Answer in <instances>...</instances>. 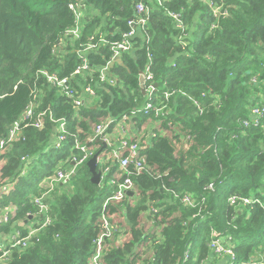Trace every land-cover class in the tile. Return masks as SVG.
<instances>
[{
	"label": "trees",
	"instance_id": "trees-1",
	"mask_svg": "<svg viewBox=\"0 0 264 264\" xmlns=\"http://www.w3.org/2000/svg\"><path fill=\"white\" fill-rule=\"evenodd\" d=\"M76 1L0 0V140L8 139L35 96L36 112L51 115L44 129L23 128L20 139L0 152V188L16 183L15 192L0 199V209L15 207L9 223H1L0 247L9 255L0 264H91L102 233L103 205L117 190L111 184L119 171L114 161L103 167L110 171L101 185L91 182L84 165L72 178L71 191L54 189L57 193L47 198L53 225L40 233L36 246L12 249L6 237L20 220L35 215L32 199L43 194L40 182L78 154L76 138L101 155L108 148L89 144L96 127L146 106L139 78L147 71L158 85L154 105L164 101L169 113L161 118L153 111L141 113L133 123L161 122L177 140L188 137L194 146L177 154L176 142L162 133L142 142L146 167L131 176L133 194L106 208L116 232L105 242L103 264H200L210 254L212 231L231 239L227 242L239 262L264 255V118L258 127L252 120L254 107L264 103V0H223L229 15L218 22L199 0H164L162 5L156 0H87L80 37L71 39L65 33L75 27L70 6ZM141 3L151 9L144 28L130 25L139 20ZM171 14L179 15L185 30ZM131 31V50L121 51V63L113 64V48ZM102 37L106 43L86 54L90 73L72 77L90 39ZM105 68L114 86L101 82ZM47 75L69 78L79 94L92 84L96 97L91 105L87 100L76 107ZM51 119H66L75 136L61 150L53 148ZM24 157L31 159L27 176L21 175ZM233 195L261 204L231 207ZM185 196L205 200L202 217L200 206L182 201ZM188 250L190 260L184 263Z\"/></svg>",
	"mask_w": 264,
	"mask_h": 264
},
{
	"label": "built area",
	"instance_id": "built-area-1",
	"mask_svg": "<svg viewBox=\"0 0 264 264\" xmlns=\"http://www.w3.org/2000/svg\"><path fill=\"white\" fill-rule=\"evenodd\" d=\"M160 5L164 2V0H156ZM201 3L207 5L211 11L213 12L214 17L217 19V22L221 18H226L229 13L225 8L223 0L220 1L219 4L215 2V0H199ZM87 0H77L70 6V9L74 12L75 15V27L68 30L65 33V37L71 39H78L82 30V16L87 11L86 6ZM137 14L140 16L137 22L130 21V25L132 26H141L145 27L147 21L149 20L151 9L146 7L144 4H139L136 8ZM171 16L175 19L177 23V27L179 29L185 30L184 24L179 19V15L171 14ZM215 25L212 26L214 29ZM135 31L129 32L124 36L123 43L115 46L113 50H115V59L113 60V64L119 58L121 51H130L131 43L129 39L134 37ZM106 43L105 39L102 37L98 42L94 38H91L86 48L81 52V62L74 71L72 77H84L90 73V63L87 60L86 54L90 53L93 50H96L97 46L100 44ZM61 51V47L57 49ZM45 75L44 73H42ZM144 77V87L145 92L148 97V101L146 106L141 110L133 111L129 115L123 116L119 121H115L114 119L107 120L101 124H99L94 134L91 136L89 140V144L91 145H103L106 144L107 148L110 149L111 141L109 139V134H111L112 127L114 125V129H118L121 138L118 141L120 143L119 148L117 150H113L111 153V157L114 162H116L119 166L120 172L124 173L122 180H116L117 177H114L111 181V184L114 187H117V190L111 198H109L103 205V210L101 214V227L102 233L99 239L95 243V254L93 255V259L91 264H103V256L106 250L105 242L112 236L113 232H116V229L111 224L110 218L106 214V208L111 201H122L125 199V195L127 192H132L134 188V183L131 179V176L140 175L146 167V158L142 152V143L136 142L135 140H131L128 137V129L127 126H130L133 119H135L139 114L144 113V115L148 114L150 111H153L156 115V118H161L166 116L169 113V108L165 104L164 101H160L157 105H154L156 87L154 84V76L152 73L147 71L142 74ZM108 69L105 68L101 71L100 80L101 82L108 81L112 86H114L115 82L113 79H108ZM47 79L54 86H57L63 90V93L68 96L70 99H73L76 107H81L85 105L86 101H89V104H92V97H96V90L91 85H85L80 88L81 93L79 94L75 90L70 87V79L69 78H59L57 75H47ZM80 83L77 84V86ZM171 94L167 93L165 97L168 99ZM39 101L38 96L34 97V100L27 107L23 118L17 121L12 129L10 130V134L7 140H0V152H4L7 146L10 143L16 142L20 139L22 129L28 126L35 127L39 130L44 129L46 119L51 117L48 111H43L40 113L36 112V108L38 107ZM252 114L254 116L253 125L258 127L262 123V119L264 118V105L255 106ZM56 125V139L53 143V148L57 150H61L66 143L69 141L71 137H75L71 131L69 130V123L66 119L54 120L51 119ZM247 126L249 123L244 122ZM74 151H77L78 154H73L71 158L67 159L60 165L58 170L48 176L45 180L46 185L49 188V191H52L53 187L58 183H69L72 177L76 174V171L87 164V162L94 156V150L91 147L82 144V142L76 138L73 147ZM121 152H124L121 153ZM31 159L28 157L22 158V163L24 164L23 171L21 175L27 173V167L30 165ZM73 165V166H72ZM133 167L134 171H131ZM109 171V170H108ZM108 171H105L107 173ZM104 173V174H105ZM122 176V175H121ZM15 184H9L1 187L0 189V197H4L9 194L11 190H13ZM210 189L213 190V185L210 186ZM183 202L187 203L192 208H197L200 206L199 214L201 217L203 216V210L205 209V200L202 199L201 203H198L195 199H192L189 196H185L182 199ZM229 203L231 207H250L254 204H261L259 200H254L253 198H242L237 195H233L229 198ZM32 204L36 208L37 212L32 218L39 221V223L32 225L31 227L27 226L26 228H22L19 223L18 226L13 229L10 234L7 235L6 240L12 249L14 248H30L36 246L40 242V233L43 232L46 228L51 227L53 225V216L50 214L51 209L45 203V195H41L40 197H35L32 199ZM155 211H158L155 210ZM30 216V214L28 215ZM4 222L8 224L9 217H5ZM4 239V238H3ZM230 241V238H225L216 231H212L211 240L209 243L210 250L213 251L214 255L217 257H228L229 264H264V255L259 257H253L247 261L239 262L237 260L235 254V248L230 245L227 241ZM0 261H6L9 255L8 251H5L4 248L0 247ZM190 260V252L185 254V262Z\"/></svg>",
	"mask_w": 264,
	"mask_h": 264
},
{
	"label": "crops",
	"instance_id": "crops-1",
	"mask_svg": "<svg viewBox=\"0 0 264 264\" xmlns=\"http://www.w3.org/2000/svg\"><path fill=\"white\" fill-rule=\"evenodd\" d=\"M261 105H264V103L260 104V105L258 104V106H261ZM252 120H254L253 114H252ZM133 121L131 122L130 126H127L128 137L131 140H135L136 142L142 143V141H144L145 143H148L150 141L151 137L156 136L159 133H162L164 135H167V133H168V130H166V129H164L162 127L163 123H161V122H157L155 120L154 121L151 120V121H147L145 124H143L140 127H138L137 126V122L133 123ZM157 129L159 130V133H158ZM114 133H116V135H114ZM117 135H118V137H117ZM120 138H121V135H120V133H119L117 128L114 129V131H112L111 134H109V139L111 141V145L112 146L110 147V149H108L107 151H104V153L99 156V165L100 166L103 165V163L101 162V159H104L105 164L108 161H113V159L111 157V153H112L113 150H117L119 148L120 143L118 141L120 140ZM55 139H56V129H55V135L53 136L52 144L54 143ZM121 153L124 154V152H121ZM103 167H104V165H103ZM59 168H60V166H59ZM106 169L104 170V173H105ZM109 171H110V167H109ZM116 175L120 176V170L117 171L115 175H113V178L116 177ZM24 176H27V173L24 174ZM103 176L105 177V174ZM72 178H71V180H72ZM45 180H46V178L43 179L40 182L38 187H39V190L41 192L43 191V195H45V203L48 206H49V203L47 201V198H49L51 196V194L54 193V191H55L54 189H60V188L67 189L69 187H70V189L72 188V183H71V180H70L69 183H65V184L58 183V184H56L52 188L53 191H49L48 186L44 184ZM14 208H11V206H7L4 209H0V222H4L3 219L5 217H9V215H14L13 214ZM29 217L31 218V219L30 218L28 219L29 222L26 219H25L26 221L20 220L19 223L21 224L22 228L23 227L26 228L27 226L31 227L32 225L39 223V221H37L35 218L33 219L31 215ZM19 223H17L16 226H18ZM4 236H3V238H4ZM2 241H3V239L0 238V246L2 245ZM259 256H263V255H258L256 257H259ZM198 258H199V255L196 256V259H195L196 261L195 260L194 261L197 262ZM200 264H229V258L228 257H217V256L214 255L213 251L210 250L209 256L206 257L204 260H201Z\"/></svg>",
	"mask_w": 264,
	"mask_h": 264
},
{
	"label": "rangeland",
	"instance_id": "rangeland-1",
	"mask_svg": "<svg viewBox=\"0 0 264 264\" xmlns=\"http://www.w3.org/2000/svg\"><path fill=\"white\" fill-rule=\"evenodd\" d=\"M87 15V11H86V13L82 16V19H84L85 18V16ZM81 22H83V20H81ZM158 130V129H157ZM158 133H159V130H158ZM114 135H116V133H114ZM167 137H169V138H171V139H173L176 143L174 144V147H175V149H176V152H177V154H184V153H186L187 151H188V149L190 148V146H194V144H193V141H192V139H189L188 137H185V138H183V139H180V140H177L176 138H175V135H173L171 132H169V133H167V135H166ZM117 137H118V135H117ZM143 142V141H142ZM174 143V142H173ZM94 149H96L97 148V144L93 147ZM101 162L103 163V165L104 166H106V164H105V161H104V159H101ZM98 168H100L99 170H101L102 171V180L101 181H103L104 180V171H103V166L101 165H98ZM109 170V167H107V169H106V171H108ZM57 171V170H56ZM78 171V170H77ZM76 171V172H77ZM90 179L92 178V175H91V177H89ZM112 180H113V177H112ZM102 183V182H101ZM44 184L46 185V182H44ZM110 186V185H109ZM15 187H16V183H15V185H14V188H13V190H11L12 192H15ZM1 189V188H0ZM134 189V188H133ZM53 191V190H52ZM58 191V190H57ZM57 191L54 193V195L57 193ZM66 191H71V189H70V187L69 188H67V190ZM54 197V196H53ZM3 197H0V199H2ZM118 221H120L121 222V219L120 218H118ZM121 226H123V224L121 223L120 224ZM127 235V233L125 234V236ZM145 252L147 253V257L149 256V254H150V249L149 250H145ZM147 260H142V261H140V262H146Z\"/></svg>",
	"mask_w": 264,
	"mask_h": 264
},
{
	"label": "water",
	"instance_id": "water-1",
	"mask_svg": "<svg viewBox=\"0 0 264 264\" xmlns=\"http://www.w3.org/2000/svg\"><path fill=\"white\" fill-rule=\"evenodd\" d=\"M117 63H121V59L118 58L116 60ZM139 83H140V89L142 94L145 96V87H144V77L141 73L140 78H139ZM156 88H158V85H155ZM104 148H107V145L104 144ZM99 156L100 153L95 154L87 163V168L92 175L91 182L94 183L95 185H101V180H102V171L99 170L98 165H99ZM128 195H132V192H127Z\"/></svg>",
	"mask_w": 264,
	"mask_h": 264
}]
</instances>
